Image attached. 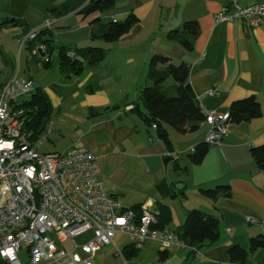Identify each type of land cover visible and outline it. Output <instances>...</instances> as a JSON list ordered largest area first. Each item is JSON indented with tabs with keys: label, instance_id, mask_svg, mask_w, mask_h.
Wrapping results in <instances>:
<instances>
[{
	"label": "crops",
	"instance_id": "1",
	"mask_svg": "<svg viewBox=\"0 0 264 264\" xmlns=\"http://www.w3.org/2000/svg\"><path fill=\"white\" fill-rule=\"evenodd\" d=\"M66 1L0 0V21L24 20L30 33L42 30L50 21L58 47H68L73 53L110 48L108 54L97 64L87 63L80 76L66 78L56 54V60L50 58L53 67L45 69L30 53L23 29L8 25L0 29V90L14 78L30 80L35 88L44 90L53 108L54 132L49 139L58 149L49 153L63 154L75 147L92 153L107 191L124 209L149 204L156 211L158 203H165L172 214L166 231L173 235L185 223L188 211L196 209L220 219L218 242L200 249L196 257H190L188 248L163 250L157 239H151L136 247L138 253L128 259L124 251L132 243L125 234L117 233L114 245L96 253L94 264H162V252H166V264H229L231 247L248 249L251 238L264 234V171L251 153L253 147L264 145V25L252 28L242 22L218 21L228 0H115L111 13L89 17L77 12L56 17L49 12ZM262 3L264 0L241 2L243 6ZM131 14L140 22L117 43L108 45L92 38L93 20L123 22ZM193 21L199 24V34L191 39L192 48L186 49L170 34L181 32L186 22ZM154 55L190 67V84L204 113L229 114L234 102L255 97L261 117L229 124L222 142L208 146L201 164H192L190 155L206 143V122L189 124V129H196L185 134L167 127L169 145L133 109H127L132 105L146 112L137 99L152 84L149 72ZM210 89L217 93L209 95ZM121 101L126 106L114 109ZM96 109L101 111L95 114ZM169 155L178 156L183 176H176L173 163L165 165ZM164 182L177 197L163 198L157 186ZM179 183L184 184L183 195L176 188ZM219 185L231 187L230 198L215 202L202 195L201 190ZM91 236L87 233L78 242ZM21 262L29 264L25 252ZM246 264H264V250L251 253Z\"/></svg>",
	"mask_w": 264,
	"mask_h": 264
},
{
	"label": "built area",
	"instance_id": "2",
	"mask_svg": "<svg viewBox=\"0 0 264 264\" xmlns=\"http://www.w3.org/2000/svg\"><path fill=\"white\" fill-rule=\"evenodd\" d=\"M228 1L218 21L242 22L252 28L264 25V3L243 6L242 0ZM51 28L47 21L43 29ZM37 33L31 32L26 42ZM32 55H39V50ZM34 91V84L24 78H14L0 90V262L23 264L25 252L29 264H94L96 253L114 245L117 233L125 234L134 247L157 239L163 250L188 248L168 231L153 228L157 213L149 204L141 207L139 217L133 209H124L107 191L96 157L85 148L63 154L40 151L54 123L50 121L34 141L19 118L20 102ZM216 93V89L208 91L212 96ZM204 115L209 126L206 143H221L229 114L207 111ZM87 233H92L91 238L79 243Z\"/></svg>",
	"mask_w": 264,
	"mask_h": 264
},
{
	"label": "trees",
	"instance_id": "3",
	"mask_svg": "<svg viewBox=\"0 0 264 264\" xmlns=\"http://www.w3.org/2000/svg\"><path fill=\"white\" fill-rule=\"evenodd\" d=\"M115 0H67L64 5L58 8L51 7L49 12L56 17H64L72 12L89 17L95 14L103 15L111 13L115 8ZM139 18L131 14L123 21L103 22L97 18L91 22L92 38L103 40L108 45L117 43L123 36L127 35L138 23ZM18 26L22 29L28 28L27 23L21 19L12 18L7 24H0L3 27ZM199 34V24L197 22H186L181 32H173L170 38L177 40L186 49L192 48L191 39H196ZM52 32L48 29L39 30L37 37L26 42L32 53L34 49L44 47L47 58L34 55L43 64L45 69L53 67L50 58L57 55L59 58V70L66 77L80 76L85 65L97 64L110 51V48H84L74 51L75 58L68 56L72 49L68 47H58ZM98 56V58H97ZM83 58L85 62L79 61ZM149 78L152 84L143 89L139 99L145 107L146 112L137 106L133 111L140 116L147 126H155L158 138L167 144H171L167 127L175 129L180 134H185L191 129V123L205 122V115L202 111L198 98L190 84V67L182 63L176 66L169 57L154 55L150 61ZM172 79L173 83L166 86V82ZM23 114L19 117L23 121L26 133H31V140H38L46 131L47 125L52 117V104L47 93L35 88L32 96L27 100H22L18 106ZM230 124L248 123L261 117V108L255 97L234 102L229 110ZM209 144L202 143L197 146L195 153L190 155L192 164L199 165L203 162L208 153ZM252 157L256 165L264 171V145L251 149ZM163 198L177 197V194L170 189L168 183L164 182L157 186ZM204 197L217 202L221 198L228 199L232 195L229 185H219L214 189L201 190ZM135 213L140 215L141 208H134ZM157 221L153 228L158 231L167 230L172 221L171 210L165 203H158L156 210ZM176 239L188 245L190 257H196L198 251L204 247L212 246L220 238V219L208 215L200 210L187 212L185 223L174 235ZM264 250V234L251 238L248 249L240 246H233L229 250V264H246V260L251 253ZM138 253V249L132 244L124 251L126 258H133ZM166 252H162L161 260L166 261Z\"/></svg>",
	"mask_w": 264,
	"mask_h": 264
},
{
	"label": "water",
	"instance_id": "4",
	"mask_svg": "<svg viewBox=\"0 0 264 264\" xmlns=\"http://www.w3.org/2000/svg\"><path fill=\"white\" fill-rule=\"evenodd\" d=\"M7 23H9L8 19L0 21V24H7ZM177 30H179V29H177ZM23 32L27 36V35L30 34V29L29 28H24ZM38 50H39V55L41 57L45 58L46 54L44 53L43 49L39 48ZM68 56L71 57V58H75V53L70 52L68 54ZM97 58H98V56H97ZM78 60L82 61V62H85V60L83 58H78ZM123 106H126V101H121L119 104L115 105L113 108L114 109H118L119 107H123ZM99 111H101V109H96V110H94V113L97 114V112H99ZM171 163L174 164L173 165V170H174L176 176H183L184 172L181 170V166H180V163L178 161H175L171 157L165 159V165L166 166H168ZM176 188L179 190L180 195L184 194V184L179 183L178 185H176Z\"/></svg>",
	"mask_w": 264,
	"mask_h": 264
},
{
	"label": "rangeland",
	"instance_id": "5",
	"mask_svg": "<svg viewBox=\"0 0 264 264\" xmlns=\"http://www.w3.org/2000/svg\"><path fill=\"white\" fill-rule=\"evenodd\" d=\"M57 59V57L55 56V55H53V60H56ZM182 64V63H181ZM180 63L179 64H176V66H179V65H181ZM170 81V82H169ZM168 82H167V84L170 86L172 83H171V81H172V79H170ZM138 98V97H137ZM24 100H27V99H29V97H25V98H23ZM139 102H140V99L138 98L137 99ZM141 103V102H140ZM50 123V122H49ZM49 123H48V125H47V127L49 126ZM55 127V126H54ZM53 132H54V128H53ZM58 151V149H57V147H54V143H53V140H46V142L43 144V146H42V148H41V152H44V153H49V152H57ZM66 247H68L69 245H65ZM24 259V258H23Z\"/></svg>",
	"mask_w": 264,
	"mask_h": 264
},
{
	"label": "clouds",
	"instance_id": "6",
	"mask_svg": "<svg viewBox=\"0 0 264 264\" xmlns=\"http://www.w3.org/2000/svg\"><path fill=\"white\" fill-rule=\"evenodd\" d=\"M28 36V35H27ZM177 161V160H176Z\"/></svg>",
	"mask_w": 264,
	"mask_h": 264
}]
</instances>
